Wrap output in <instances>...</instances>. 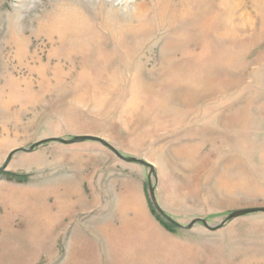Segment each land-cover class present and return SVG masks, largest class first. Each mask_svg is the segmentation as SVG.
<instances>
[{
	"label": "rangeland",
	"instance_id": "obj_1",
	"mask_svg": "<svg viewBox=\"0 0 264 264\" xmlns=\"http://www.w3.org/2000/svg\"><path fill=\"white\" fill-rule=\"evenodd\" d=\"M79 136L154 172L16 153L0 264H264V213L186 230L150 198L184 227L264 208V0H0V168Z\"/></svg>",
	"mask_w": 264,
	"mask_h": 264
},
{
	"label": "water",
	"instance_id": "obj_2",
	"mask_svg": "<svg viewBox=\"0 0 264 264\" xmlns=\"http://www.w3.org/2000/svg\"><path fill=\"white\" fill-rule=\"evenodd\" d=\"M86 141H92V142H98L101 143L102 145H104L105 147H107L108 149H110L118 158H120L123 161L129 162V163H139L142 164L144 166H148L151 169V172H154V166L146 163L145 161L141 160V159H136V158H126L123 155L120 154V152L115 149L112 145H110L108 142H106L105 140L98 138V137H93V136H79V137H75L72 140H63V139H59V138H51V139H46L43 140L35 145H33L32 147H30V149H25V148H21V149H17L15 151H12L10 153V155L8 156V159L5 163V165L0 168V171H5L9 165V163L11 162L13 156L16 153H27V152H33L37 147L46 144V143H50V142H59L61 144H65V145H73V144H78V143H82V142H86ZM150 198L152 201V204L154 205L155 209L163 216L165 217L170 223L182 228V229H186V230H190L192 229L196 224L198 223H202L205 228H207L209 231L211 232H216L222 228L225 227L226 224H228L230 221H233L239 217H243L246 215H250V214H256V213H264V208H254V209H246V210H239L236 212L231 213L221 224L219 225H213L210 226L208 225L206 220L203 219H197L194 220L192 222L189 223V225L187 227H184L178 223H176L175 221H173L171 218H169L165 212L160 208L157 199H156V195H155V189L154 187H150Z\"/></svg>",
	"mask_w": 264,
	"mask_h": 264
},
{
	"label": "bare ground",
	"instance_id": "obj_3",
	"mask_svg": "<svg viewBox=\"0 0 264 264\" xmlns=\"http://www.w3.org/2000/svg\"><path fill=\"white\" fill-rule=\"evenodd\" d=\"M41 225V224H40ZM37 226V225H36ZM34 230V229H33ZM114 243V242H113Z\"/></svg>",
	"mask_w": 264,
	"mask_h": 264
}]
</instances>
